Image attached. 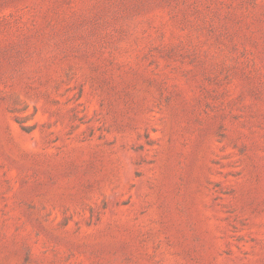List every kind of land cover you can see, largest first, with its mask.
I'll return each mask as SVG.
<instances>
[{
  "label": "rangeland",
  "instance_id": "374dc122",
  "mask_svg": "<svg viewBox=\"0 0 264 264\" xmlns=\"http://www.w3.org/2000/svg\"><path fill=\"white\" fill-rule=\"evenodd\" d=\"M0 264H264V0H0Z\"/></svg>",
  "mask_w": 264,
  "mask_h": 264
}]
</instances>
